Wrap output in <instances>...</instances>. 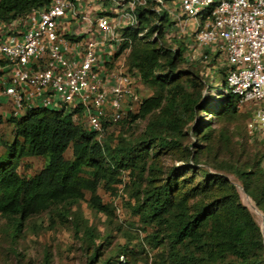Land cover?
<instances>
[{
  "label": "trees",
  "instance_id": "trees-1",
  "mask_svg": "<svg viewBox=\"0 0 264 264\" xmlns=\"http://www.w3.org/2000/svg\"><path fill=\"white\" fill-rule=\"evenodd\" d=\"M50 1L0 0V20L13 21ZM103 1L105 5L109 2ZM135 12L138 26L121 32L125 41L115 56L128 46V39L131 51L124 67L135 70L140 84L152 89L153 94L142 101L136 115L129 114L120 122L129 117L130 121L146 118L144 130L134 141L119 139L112 145L105 139L99 143L95 134L69 112L39 108L26 111L18 119H7L13 138L4 144L0 155V218L17 234L25 220L40 213L71 216L74 232L91 248L87 264H93L97 236L70 205L83 201L87 192L88 209L109 217L112 208L101 202L97 190L113 193L124 184L123 173L127 172L135 180L131 182L129 214L137 219L146 243L155 252L153 264H264L259 228L240 203L235 187L204 166L193 170L200 149L189 159V146L184 147L186 126L196 115L207 112L199 104L200 93L193 80L199 65L207 67L225 93L219 109L211 115L226 118L237 112L236 100L227 91L224 69L216 67L215 56L208 60L192 56L182 41L171 47L162 38L167 21L164 11L157 15L146 5ZM144 30L145 34L138 37ZM155 33L157 38L149 41ZM211 133L208 125L200 133L201 140L210 141ZM67 150L71 151L69 159L64 158ZM157 150L180 154L178 160L195 164L189 169L171 167L164 171L157 161H151L158 157ZM29 158H43L46 164L32 176L21 175L22 160ZM232 173L264 214V170L258 161L244 163ZM132 253L123 245L114 255L115 263L104 264H116Z\"/></svg>",
  "mask_w": 264,
  "mask_h": 264
},
{
  "label": "built area",
  "instance_id": "built-area-1",
  "mask_svg": "<svg viewBox=\"0 0 264 264\" xmlns=\"http://www.w3.org/2000/svg\"><path fill=\"white\" fill-rule=\"evenodd\" d=\"M83 1L51 0L13 21L0 20L1 118L39 108L69 112L103 142L107 128L140 104L139 74L115 54L125 41L121 32L138 26L136 8L149 5L166 13L164 40L197 48L192 56L204 60L220 54L228 94L237 108L249 109L247 133L264 140V0H109L116 9L89 0L87 14L79 9ZM66 18L81 22V36L69 34ZM110 45L116 50L99 60L97 51Z\"/></svg>",
  "mask_w": 264,
  "mask_h": 264
},
{
  "label": "rangeland",
  "instance_id": "rangeland-1",
  "mask_svg": "<svg viewBox=\"0 0 264 264\" xmlns=\"http://www.w3.org/2000/svg\"><path fill=\"white\" fill-rule=\"evenodd\" d=\"M106 5L117 8L116 3L108 2ZM151 40H153V35L149 38V41ZM127 41L128 46L124 47L115 57L116 62L123 65H126L131 51L129 46L131 42L128 39ZM175 42L176 40H172V45ZM114 50H116L114 45L101 47L100 51L96 53L97 58L104 60ZM191 54L199 55V49L193 48ZM219 55V53L212 55L215 56L217 68L223 67ZM194 71L196 74L193 80L200 93L199 104L205 107L207 112L196 115L185 130L187 139L184 142V147L189 146V159L200 149L198 162L193 170L197 166H204L210 174L225 177L235 187L240 203L248 209L259 228L264 246V233L263 228H261L262 223H264V214L245 193L241 183L232 173L234 168H239L244 163H256L257 161L260 170H264V140L246 132L245 123L249 112L246 106L237 108V112L232 117L221 116L219 118L217 115H211L213 111L217 112L219 109L222 104V94L225 93L219 89L217 81L210 76L207 67L199 65ZM152 94V89L140 84V104L131 115H136L142 101ZM2 118L4 120L0 124V155L4 151V144L10 143L13 138L11 126L5 122L7 118ZM130 120L131 117L108 127L104 139L110 140L112 145L118 143L119 139L127 142L134 141L144 130L147 119ZM208 125L212 130L210 141L201 140L200 133ZM195 131L196 133H194ZM157 151L158 157L151 158V161H157L164 171L171 167H176L178 171L189 169L195 164L190 160L187 162L178 160L180 154H168L165 150ZM70 155L71 151L67 150L64 153V158L69 159ZM45 164L46 160L43 158L22 160L19 173L24 176H32ZM133 181L135 180L129 177L127 172H124V184L118 185L116 191L109 194L102 188L97 190L101 202L112 208V214L109 217L88 209L86 201L89 198V193L87 192L84 193L83 201L70 205L71 211H76L78 215H81L83 220L87 222V226L97 236L95 244L98 246V251L93 264H104V262L111 261L113 263L115 253L123 245L127 246L128 251L131 250L133 253L119 258L116 264H123L124 262L153 264L155 252L146 243L144 233L137 226V219L129 214V204L132 203L131 182ZM80 235L73 230L71 216L62 218L55 217L51 212H43L25 220L17 234L13 232L6 220L0 218V264H87L91 248L83 244Z\"/></svg>",
  "mask_w": 264,
  "mask_h": 264
},
{
  "label": "crops",
  "instance_id": "crops-1",
  "mask_svg": "<svg viewBox=\"0 0 264 264\" xmlns=\"http://www.w3.org/2000/svg\"><path fill=\"white\" fill-rule=\"evenodd\" d=\"M91 3L92 2H89V0H85V1L81 2L80 6H79L81 13L87 14L86 12H88V10H91ZM66 20H68V18L64 19L63 23H65ZM79 22L80 21H78V19L74 18V19H69V21L65 23V25L69 29V34H71V35L77 34V35L81 36L82 30H81V24H79Z\"/></svg>",
  "mask_w": 264,
  "mask_h": 264
},
{
  "label": "bare ground",
  "instance_id": "bare-ground-1",
  "mask_svg": "<svg viewBox=\"0 0 264 264\" xmlns=\"http://www.w3.org/2000/svg\"><path fill=\"white\" fill-rule=\"evenodd\" d=\"M261 228H263V233H264V223H262V227Z\"/></svg>",
  "mask_w": 264,
  "mask_h": 264
}]
</instances>
